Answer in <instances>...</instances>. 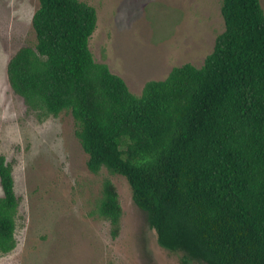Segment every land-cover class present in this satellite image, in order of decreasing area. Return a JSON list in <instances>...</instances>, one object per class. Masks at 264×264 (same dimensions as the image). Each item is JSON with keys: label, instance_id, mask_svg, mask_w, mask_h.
<instances>
[{"label": "trees", "instance_id": "trees-1", "mask_svg": "<svg viewBox=\"0 0 264 264\" xmlns=\"http://www.w3.org/2000/svg\"><path fill=\"white\" fill-rule=\"evenodd\" d=\"M225 30L201 67H174L140 95L103 63L90 39L96 9L39 0L35 43L8 64L31 109L72 115L92 173L124 176L159 245L204 264H264V10L222 0ZM0 253L16 248L19 200L0 155ZM99 212L116 238L122 207L106 180Z\"/></svg>", "mask_w": 264, "mask_h": 264}, {"label": "rangeland", "instance_id": "rangeland-1", "mask_svg": "<svg viewBox=\"0 0 264 264\" xmlns=\"http://www.w3.org/2000/svg\"><path fill=\"white\" fill-rule=\"evenodd\" d=\"M81 1L98 15L89 44L95 62L135 95L174 67H201L225 30L222 0ZM38 8L39 0H0V155L11 164L19 200L16 248L0 253V264H204L159 245L124 176L88 169L71 114L31 109L11 88L8 64L22 46L35 43ZM106 180L122 207L116 238L99 212Z\"/></svg>", "mask_w": 264, "mask_h": 264}]
</instances>
